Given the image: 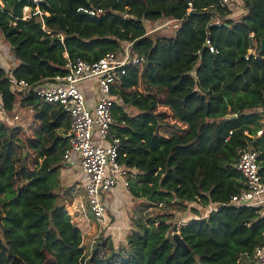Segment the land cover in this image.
<instances>
[{
    "label": "trees",
    "instance_id": "1",
    "mask_svg": "<svg viewBox=\"0 0 264 264\" xmlns=\"http://www.w3.org/2000/svg\"><path fill=\"white\" fill-rule=\"evenodd\" d=\"M2 1L0 35L18 65L0 64V90L8 111L32 109L35 125L24 137L23 127L0 120V264H255L264 245L262 207L231 197L244 187L240 147H256L264 178V129L257 135L264 0H232L245 10L234 17L220 0H43L44 14L28 20L23 8L35 7L32 0ZM169 20H181L173 35L150 31ZM129 43L145 61L128 65L112 86L119 161L130 171V194L161 208L156 217L137 216L125 244L102 235L86 250L57 191L70 118L59 105L17 91L10 78L46 82L67 74L70 62H94ZM191 203L219 207L202 217ZM188 209L198 216L177 221Z\"/></svg>",
    "mask_w": 264,
    "mask_h": 264
},
{
    "label": "built area",
    "instance_id": "2",
    "mask_svg": "<svg viewBox=\"0 0 264 264\" xmlns=\"http://www.w3.org/2000/svg\"><path fill=\"white\" fill-rule=\"evenodd\" d=\"M35 7L26 5L23 8L22 19L28 20L36 15H43L39 3L43 0H32ZM3 1L0 0V6ZM232 0H220L219 6L227 8ZM192 6V3H189ZM190 11L192 8L189 9ZM90 15L104 13L99 9H78ZM47 14V13H46ZM220 22V18H215ZM181 20H169L166 27L174 31L180 26ZM132 43L123 50L111 52L99 60L89 62L77 59L67 64L69 71L65 75H57L46 82L29 83L26 80L10 78L13 87L24 94H34L47 103L59 105L70 118V127L67 131V145L63 153L65 164L79 163L85 178V202L80 204L82 210H90L94 215L99 228H107L110 224L108 218L109 205L105 195L113 193L119 184L129 186L130 171L119 161V148L121 137L117 134L118 118L114 114L115 98L112 95V86L118 74H125L126 67L131 64H140L145 61L143 57L133 55L130 51ZM206 46L216 52L210 38ZM253 53V52H252ZM248 58V57H247ZM88 79L97 82L98 95L95 107L88 106L87 98L79 84ZM3 92L0 90V120L14 124L20 118L19 114L9 112L3 101ZM262 128L257 135L263 134L264 107L258 109ZM237 169L243 174L244 187L231 197L232 204H249L264 194V178L260 172L259 152L249 143L239 148ZM84 236V235H83ZM255 264H264V245L256 248L254 252Z\"/></svg>",
    "mask_w": 264,
    "mask_h": 264
},
{
    "label": "crops",
    "instance_id": "3",
    "mask_svg": "<svg viewBox=\"0 0 264 264\" xmlns=\"http://www.w3.org/2000/svg\"><path fill=\"white\" fill-rule=\"evenodd\" d=\"M230 7L233 11V13H232L233 17L237 16V15H242V13L245 12V10L243 8L237 7L236 5L232 4V5H230ZM5 48L7 49L8 46L7 47L4 46V49ZM2 52H4V51H2ZM2 52L0 53V59H1L0 64L1 65H3L4 67H6L10 70L18 65V60H16L14 58V56L10 55L9 57H6V55H4V53H2ZM14 60H16L17 62H15L14 66L11 67L10 66L11 62ZM96 82L97 81L95 79H88V80H85L79 84V87L84 92L85 96L87 97V103L91 109H93L95 107V102H96L97 95L99 92L97 87H96V85H97ZM33 116H34V111H33L32 118H33ZM33 120H32V123H33ZM63 130H65L64 127L60 129V131H63ZM59 177H60V183H61V180L63 181V179L67 182V184L64 183L65 184L64 190L61 191V193L63 192L62 193L63 195H64V191L66 192V194L63 197V201L66 203L67 209L74 219L73 220L74 223L81 228L84 237L86 238V236H87L89 240L90 239L92 240L90 242V248H91L92 245L94 244V242L96 241L95 238L98 237L97 233H98L100 228H99V224L94 219V215L92 214V212L89 209L85 211V210H82L80 208V204L83 201L85 202V199H86V193H85V189H84L85 178H84V175L82 173V168H81L80 164L79 163L66 164L65 167L63 169H61V173H60ZM79 181L82 184H79ZM74 183H76V185L72 187V184H74ZM123 188L128 189V187H126L123 183L119 184V186H117L115 188L116 192L114 190L111 197L114 196V198H117V197L120 198L124 194ZM128 191H129V189H128ZM136 199H138V198H136ZM140 201L145 204L144 211H145V214L147 215L148 211L151 208L146 206L144 199H140ZM252 204L255 206H258V207H262V212L264 213V194L261 195L260 197H257L256 199H254L252 201ZM191 207L195 208L196 211H198V213L202 217H207L212 210L217 209L219 207V204L213 203V204H209L208 206H203L199 203H191L190 208ZM181 214H185L184 216H186L185 218H182V219H184V221L181 223H185L189 219L198 216L196 213H194V211L192 209H190V210L188 209L186 212L181 213ZM137 216H134V218H136ZM108 218L111 222L109 211H108ZM128 218L122 217V215L119 216L116 220V223L113 224L112 226L108 227V228H105L104 231L108 230L109 234H111V236H113V239L115 242H116L115 239H117V238H122L121 240H123V238H124V240H126L127 235L130 232H132V229L134 228V219L131 220V218H129V219ZM110 222H109V224H110ZM84 247L86 248V245H84Z\"/></svg>",
    "mask_w": 264,
    "mask_h": 264
},
{
    "label": "rangeland",
    "instance_id": "4",
    "mask_svg": "<svg viewBox=\"0 0 264 264\" xmlns=\"http://www.w3.org/2000/svg\"><path fill=\"white\" fill-rule=\"evenodd\" d=\"M233 5H236V4L233 3ZM164 25H165V22L164 23H160V25H158V26H156V25H150L151 26L150 27V31L151 32H155L157 35H161V36H163V35L164 36L173 35L174 32H175L174 29H172L171 27H166ZM0 46H1L0 47V53L2 51H4L2 53H4V55H6V57H9L10 55H12L16 59V57L14 55V52H13V49L10 48L8 42L4 39V37L2 35H0ZM4 46L5 47L8 46L9 49L8 48L7 49L6 48L4 49ZM256 46H257V43L254 42V50H255ZM16 60H14V61L11 62V65H10L11 67L14 66L15 62H17ZM15 113L16 114H19L20 115V118L18 120L14 121V124L13 125L14 126H21V127L24 128V130H26V134L24 135V137H27L29 135L30 136L33 135L34 134V128H31L33 125H35L34 123H32V120H33V118H32L33 110L30 109V108H22V109H17L15 111ZM60 173H61V170H60ZM64 183L67 184V182L64 179H63V181L61 180V183H60L61 186L57 190L59 192V194H60V200L61 201H63V197L66 194L65 191H64V195L62 194L63 192L61 193V191L64 190V186H65ZM79 184H82V183L79 181ZM75 185H76V183L72 184V187L75 186ZM115 192H116V190H115ZM111 195H112V193L106 194L104 196L105 199H106V202L108 203V205L110 207L109 208L110 209L109 210V215H110V218H111V222H110V225L108 227H110L113 224H115L117 218L119 216H121V215H122V217H127V218L129 217V218H131V220L135 219L134 216H137V215L138 216L146 215L145 214V211H144L145 204L142 203L140 201V199L134 198L129 193L128 189H124V194L120 198L119 197L114 198V196L111 197ZM160 208L161 207H157V208L156 207H153V208H151L148 211L147 215L148 216H151V217H156L157 216L156 214L158 213V209H160ZM184 215L185 214L178 213L176 220L179 221L180 223L183 222L184 219H182V218H185L186 217ZM94 219H95V217H94ZM104 229H105L104 227L102 229H99V231L97 233L98 234V237L95 238V240H98L99 237L102 236V235H111V234H109V231L108 230H105L104 231ZM2 238H3V235H2V231L0 229V239H2ZM121 239L122 238L115 239L116 240V243L121 244L122 241L124 240V238H123V240H121ZM91 241L92 240L91 239L89 240L87 236H86V238L85 237L83 238L84 245H86V250H89V248H90V242ZM123 242H124L123 244H125V240Z\"/></svg>",
    "mask_w": 264,
    "mask_h": 264
},
{
    "label": "water",
    "instance_id": "5",
    "mask_svg": "<svg viewBox=\"0 0 264 264\" xmlns=\"http://www.w3.org/2000/svg\"><path fill=\"white\" fill-rule=\"evenodd\" d=\"M2 6L4 7V9H7L6 6H4L3 3H2ZM225 25H227V24L225 23ZM252 37H253V36H252ZM263 45H264V39L262 40V46H263ZM253 46H254V42H253V40H251V48H250V50H249L250 53H252V51H253ZM204 51H205V48L201 50V54H203ZM231 117H232V115H228V116H227V118H231ZM175 227H177V224L175 225ZM174 240H175L176 243H177L179 246H181L182 248L187 249V250L189 249L188 244L185 243V241L183 240V238H182L180 232H176V233L174 234Z\"/></svg>",
    "mask_w": 264,
    "mask_h": 264
}]
</instances>
